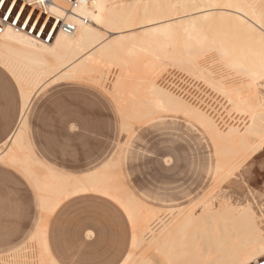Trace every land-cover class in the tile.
Listing matches in <instances>:
<instances>
[{"label":"bare ground","instance_id":"bare-ground-1","mask_svg":"<svg viewBox=\"0 0 264 264\" xmlns=\"http://www.w3.org/2000/svg\"><path fill=\"white\" fill-rule=\"evenodd\" d=\"M254 2L87 0L85 4L70 8L66 0H52L48 9L59 6L56 8L60 12L57 19L73 24L76 27L73 33L55 31L52 39L45 42L13 27H5L0 34V64L18 82L22 117L0 159L26 172L41 194L43 218L26 250L32 264H55L44 247L45 230L55 207L68 196L95 192L115 200L128 211L134 204L132 194L119 198L111 194L115 189L107 183L109 176H105L116 165L113 161L102 169L103 172L72 182L44 169L41 174L37 172L40 166L32 159L23 135L25 113L32 98L47 85L74 79L79 74L99 72L102 79H106L110 71L104 69L107 64L103 72L96 64L107 62L120 69L117 75L116 70L113 71L117 79L129 75L134 80L129 81V78L127 83L124 82L126 87L131 86L130 90L128 87L114 92L122 111L126 113L127 106H134L137 115L133 118H143L150 112H173L214 129L216 119L209 116L208 111L213 105L210 107L207 103L206 107L203 100L194 97V92L193 97L188 98L183 91L186 88L178 85L202 84L220 97L222 109L228 112L226 115L244 114L245 117L228 124L226 129L227 134H236L249 147L250 140L244 139L248 135L264 140V17L258 13L260 7L256 9ZM82 19L86 20L85 24ZM208 53L212 60L199 63L197 57ZM154 55L186 68L193 77H185L183 82L171 87L145 78L143 69ZM129 66H133L132 70ZM220 70L222 76L217 74ZM227 77L231 79L226 80ZM142 108L146 110L145 115L137 112ZM125 118L131 119L127 113ZM224 171L217 167L215 175L226 177ZM216 207L209 201H202L184 209L167 210L169 216L161 219L158 229L150 230L146 239L132 233L130 244V249L134 250L147 243L162 262L151 254L135 259L131 249L132 253L129 250L121 264H244L246 253L264 243V233L258 226L259 217L253 218L249 214V204L234 206L225 202Z\"/></svg>","mask_w":264,"mask_h":264},{"label":"rangeland","instance_id":"rangeland-1","mask_svg":"<svg viewBox=\"0 0 264 264\" xmlns=\"http://www.w3.org/2000/svg\"><path fill=\"white\" fill-rule=\"evenodd\" d=\"M254 1V6L257 4L256 9L260 7L258 13L264 17V0ZM210 55L208 53L197 57V60L199 63L210 61ZM129 67L126 68L132 70L133 66ZM96 68L101 72L103 68L110 70L106 75L108 78L102 79L99 72L79 74L74 79L47 85L33 98L27 112L24 144L28 145L36 159L51 169L75 175L92 171L108 160L116 162L105 178L109 176L107 183L115 189L111 192L112 195L119 198L128 193L133 194L134 204L131 211L125 208V212L129 217L132 233L138 238L146 239L150 236V230L158 229L161 219L169 216L167 210L184 209L202 201H209L213 207L225 202L234 206L256 205V211L259 212L258 198L250 202L247 195L229 191L224 187L227 183L224 174L215 175L217 167L228 172L240 157L252 149L251 146L261 142V139L248 135L244 139L250 140L251 146L247 147L244 140L236 134H227L226 126L245 117L244 114L236 117L235 114L226 115L228 112L222 109L220 97L208 91L205 86L195 83L197 86L194 84L196 87L193 88L180 83L185 77H193L186 68L154 55L143 69L144 77L167 87L179 82V87L186 88L187 91H183L188 98L193 97L194 92V97L203 100L206 107L207 103L210 107L213 105L208 111L209 116L216 119V126L213 129L195 119L194 121L173 112H150L143 118L136 119L133 118L137 115L133 105L126 107V113L131 117L126 119V113L115 101L114 92L128 87L130 90L131 86L126 87L124 84L129 78V81L134 80L129 75L117 79L114 74L116 72L117 75L120 69L107 62L96 64ZM222 73L223 71H217L220 76ZM165 76L172 79V82H164ZM98 78L100 84L103 83L106 88L98 84ZM230 79L231 77L226 78ZM204 96H207V99ZM19 104L18 87L14 79L0 66V143L16 122ZM139 111L138 114H146L145 108ZM11 140L0 148V154L6 153ZM37 170L38 173H43L42 168L37 167ZM0 171L5 172V178L9 180L10 172L17 175V178H12L11 183L20 185L22 181V184H27L31 190L34 234L43 218L39 207V192L18 166H0ZM2 179L0 177V183ZM99 197L109 201L122 212L130 238L131 227L120 205L110 198ZM258 222L259 226V218ZM24 244L22 241L12 249L20 248ZM132 251L135 259L151 254L161 260L147 243ZM9 253L11 251L7 254ZM3 257L7 255L0 256Z\"/></svg>","mask_w":264,"mask_h":264},{"label":"crops","instance_id":"crops-1","mask_svg":"<svg viewBox=\"0 0 264 264\" xmlns=\"http://www.w3.org/2000/svg\"><path fill=\"white\" fill-rule=\"evenodd\" d=\"M0 66L14 79L20 97L16 122L5 139L0 143V148H2L12 139L19 126L22 117V95L15 77L4 66L1 64ZM98 84L100 85L99 79ZM100 86L106 88L105 85ZM31 102L24 118V141L26 140L27 112ZM26 147L32 159L42 169L58 177L65 178L68 182L99 174L112 161L108 160L92 171L75 175L56 171L43 165L35 158L28 145ZM0 161L14 165L5 160L0 159ZM24 173L31 179L34 187L39 192L33 179L26 172ZM6 176L5 172L0 171V177L3 178L0 183V256L7 255V257L0 258V264H11L12 262L14 264H26L27 262L32 264L30 257L26 256L29 242L35 235L32 232V193L27 184H22V181H20V185L11 183L12 178H17V175L10 172L9 177L11 180L6 179ZM99 196L106 197L95 192L76 193L63 199L53 210L46 225L44 247L47 255L55 264H121L128 255L132 240V227L129 217L122 206H120L131 227L130 238L122 212L112 203ZM38 200L42 211L40 192ZM22 241L25 242L22 247L15 250L12 249ZM9 250L11 253L7 254L10 252Z\"/></svg>","mask_w":264,"mask_h":264},{"label":"snow or ice","instance_id":"snow-or-ice-1","mask_svg":"<svg viewBox=\"0 0 264 264\" xmlns=\"http://www.w3.org/2000/svg\"><path fill=\"white\" fill-rule=\"evenodd\" d=\"M33 3L36 7L32 6ZM0 7H4V11H0V20L9 25H16L17 28L23 27L26 30L30 28L33 34L39 32L51 35L48 30L58 27L61 22L57 19L60 12L56 11V8L59 6L49 10L46 0H32V3H25L24 0H0ZM29 8L32 10L29 11ZM0 166L10 165L0 162ZM225 175L226 189L247 195L250 202L259 199V212L256 211V205H251L248 211L253 218L259 217V227L264 233V140L240 157ZM244 264H264V243L246 253Z\"/></svg>","mask_w":264,"mask_h":264},{"label":"built area","instance_id":"built-area-1","mask_svg":"<svg viewBox=\"0 0 264 264\" xmlns=\"http://www.w3.org/2000/svg\"><path fill=\"white\" fill-rule=\"evenodd\" d=\"M68 2V4L70 5L69 7L70 8H74V7H77L78 5H81V4H85L87 2V0H66ZM25 3H32V0H24ZM49 2H52V0H46V5L48 6V3ZM7 6V5H6ZM5 6V7H6ZM33 7H36V5L33 3L32 4ZM19 7V6H18ZM29 11L32 10L31 8L28 9ZM0 11H4V7H0ZM41 11H42V7H41ZM70 12V11H69ZM59 20L61 21L59 23V26L56 27V28H53V29H49L48 31L50 33H52L51 35H46L44 33H39V32H36V34H33V30L32 29H25L23 27H19L17 28L16 25H9L8 23H6L5 21L3 20H0V34L4 31L5 27L6 26H10V27H13L16 31L18 32H21V33H24V34H27L31 37H34L38 40H41V41H45V42H49L51 39H52V35L55 31H62L64 33H67V34H71L75 31L76 27L67 22L66 20L64 19H60ZM82 21L84 22V24L86 23V20L85 19H82ZM176 78V77H175ZM172 79H170L168 76H165L164 77V82L166 81H171ZM174 83V82H173Z\"/></svg>","mask_w":264,"mask_h":264}]
</instances>
